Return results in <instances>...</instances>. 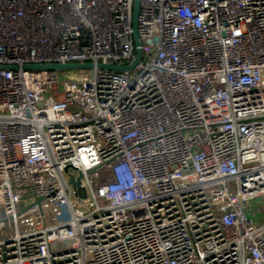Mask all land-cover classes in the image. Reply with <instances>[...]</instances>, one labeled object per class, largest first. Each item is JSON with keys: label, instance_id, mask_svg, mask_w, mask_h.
<instances>
[{"label": "built area", "instance_id": "obj_1", "mask_svg": "<svg viewBox=\"0 0 264 264\" xmlns=\"http://www.w3.org/2000/svg\"><path fill=\"white\" fill-rule=\"evenodd\" d=\"M138 2L0 0V264H264V0Z\"/></svg>", "mask_w": 264, "mask_h": 264}, {"label": "water", "instance_id": "obj_2", "mask_svg": "<svg viewBox=\"0 0 264 264\" xmlns=\"http://www.w3.org/2000/svg\"><path fill=\"white\" fill-rule=\"evenodd\" d=\"M138 6L139 2L138 0H133V15H132V38L133 43L135 46V55L133 59L125 64V65H119V64H112V63H97L95 66L100 68H109L114 70H126V69H132L137 62L140 60L141 57V48H140V42L137 35V13H138ZM94 66L93 63L89 62H83V63H28L23 64L22 67L25 69H78V68H92ZM15 65H0V68H14ZM70 182L73 184L74 179L71 178Z\"/></svg>", "mask_w": 264, "mask_h": 264}, {"label": "rangeland", "instance_id": "obj_3", "mask_svg": "<svg viewBox=\"0 0 264 264\" xmlns=\"http://www.w3.org/2000/svg\"><path fill=\"white\" fill-rule=\"evenodd\" d=\"M59 72H60V74L63 76V77H66L69 73H72V72H74V73H80V70H78V69H76V70H68V69H60L59 70ZM232 190H234L233 188H232ZM80 198H85L86 199V193H85V188L84 187H81V186H77V193H76ZM261 201V198H256L255 199V203H259ZM261 207H262V205H260ZM1 215H2V202H1V199H0V217H1ZM260 215H262V212H261V214ZM260 215H258V216H260Z\"/></svg>", "mask_w": 264, "mask_h": 264}]
</instances>
